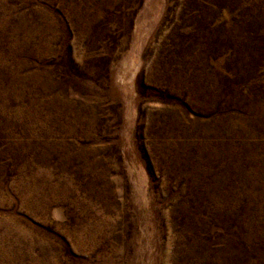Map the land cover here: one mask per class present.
<instances>
[{
  "label": "rangeland",
  "instance_id": "obj_1",
  "mask_svg": "<svg viewBox=\"0 0 264 264\" xmlns=\"http://www.w3.org/2000/svg\"><path fill=\"white\" fill-rule=\"evenodd\" d=\"M0 264H264V0H0Z\"/></svg>",
  "mask_w": 264,
  "mask_h": 264
}]
</instances>
